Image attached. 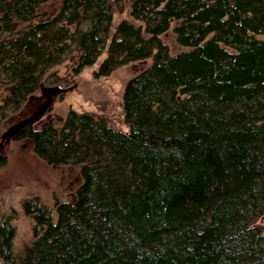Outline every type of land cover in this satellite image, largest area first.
<instances>
[{"label": "trees", "instance_id": "1", "mask_svg": "<svg viewBox=\"0 0 264 264\" xmlns=\"http://www.w3.org/2000/svg\"><path fill=\"white\" fill-rule=\"evenodd\" d=\"M46 1L0 0V118L67 56L78 73L105 50L94 75L150 62L121 91L125 129L69 108L15 130L82 180L70 201L21 200L19 251L0 213V264H264V0H131L137 23L111 32L110 0L33 20ZM169 28L184 49L169 52Z\"/></svg>", "mask_w": 264, "mask_h": 264}, {"label": "rangeland", "instance_id": "2", "mask_svg": "<svg viewBox=\"0 0 264 264\" xmlns=\"http://www.w3.org/2000/svg\"><path fill=\"white\" fill-rule=\"evenodd\" d=\"M61 1L47 0L41 3L33 20L53 15ZM110 1L113 9L110 32L120 19L125 18L137 23L128 13L131 0ZM160 37L167 44L170 53L185 48L175 42L170 28ZM105 55L106 51H101L91 65L82 67L78 73L71 71L74 58L65 57L45 73L36 89L26 96L19 107L7 110L0 118V157L3 159L0 163V213L12 216L15 251H19L23 242L31 235L30 220L21 210V200L30 195H37L48 205H51L54 199L70 201L82 178L75 165L46 163L33 152L29 138H13L15 131L4 137L2 134L12 124L29 117L46 99V91L51 86L60 89L51 94L50 102L42 114L29 122L32 127H38L44 121L59 125V118L72 108L76 111H91L107 119L113 127L125 129L120 105L121 91L131 76L149 64L150 57L120 64L107 74L94 75L93 71ZM4 90L5 86L0 84V96ZM257 221L264 231V214Z\"/></svg>", "mask_w": 264, "mask_h": 264}, {"label": "water", "instance_id": "3", "mask_svg": "<svg viewBox=\"0 0 264 264\" xmlns=\"http://www.w3.org/2000/svg\"><path fill=\"white\" fill-rule=\"evenodd\" d=\"M59 87L57 86H51L46 91V99L37 107V109L27 118L20 120L19 122H16L9 126L2 134V137L13 133L15 130H17L19 127L24 125L27 122L32 121L33 119L37 118L42 114V112L45 110V108L48 106L51 98V94L55 91H59Z\"/></svg>", "mask_w": 264, "mask_h": 264}]
</instances>
